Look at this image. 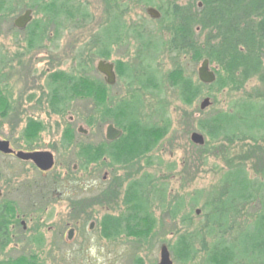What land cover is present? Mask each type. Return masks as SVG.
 Returning <instances> with one entry per match:
<instances>
[{
    "label": "rangeland",
    "instance_id": "374dc122",
    "mask_svg": "<svg viewBox=\"0 0 264 264\" xmlns=\"http://www.w3.org/2000/svg\"><path fill=\"white\" fill-rule=\"evenodd\" d=\"M47 1L11 0L5 5L0 1V91L9 100L8 110L0 115V134L15 149L24 150L23 139H28L30 125L38 124L40 132L34 135L32 144L36 150L49 151L54 156L53 168L40 173L31 163L0 155L3 198L16 204L27 227L23 230L12 225L8 217L4 225L0 208V240L7 234L5 245L0 247V262L25 258L28 264H159L160 246L165 244L173 264H201L204 247L212 242L205 205L223 197L225 185L221 181L229 164L249 162L244 153L250 141H223L221 145L211 141L207 149H202L190 140V135L197 131L210 141L198 128L199 121L220 110H231L239 100L258 99L264 93V84L256 77L239 86L228 82L222 88L206 84L191 105L184 104L166 73L179 67L183 76L196 81L203 58L191 60L189 52L167 47L165 42L176 22L169 0H68L71 10L77 5L79 10L51 22L41 11ZM149 7L156 9L159 16L151 17ZM25 9L32 10V20L25 29H16L14 17ZM35 22L44 25L31 42ZM197 38L202 42L204 34ZM156 42H162V46L159 52H152L150 46ZM101 52L107 53V59L98 56ZM99 60L113 63L116 74L115 83L105 91L107 101L115 104L138 93L142 101L139 119L158 126L165 121L169 124L168 133L159 139L156 148L130 163L112 165L105 158L89 165L82 162L76 152L85 146L96 148L106 140L105 128L112 121L98 120L93 100L74 99L60 113L54 111L47 96L49 75L53 73L86 75L105 82L96 69ZM146 63L162 80L160 93L143 92L137 86L136 81L147 74ZM126 66L133 82H126ZM209 67L216 79L223 76L215 63L209 62ZM176 77L178 72L173 78ZM204 97H209L210 104L201 110L199 104ZM66 127L73 128L74 133L69 144L63 142ZM79 127L87 132H78ZM255 148L264 162V143ZM259 166L256 163L254 167ZM253 173L249 169V176L257 178ZM146 175L149 183H145L144 197L155 219L153 229L147 234L130 231L110 236L104 231L101 217L105 220L111 214H126L123 192L127 181H146ZM118 182L120 194H112L113 201L98 205L100 190L104 193ZM194 197L198 198L197 206L191 209ZM29 200L35 206L29 205ZM179 201L183 206L173 218L170 211ZM254 211L245 206L237 216H231L225 239L241 237L245 231L242 225L253 219ZM184 216L188 217L185 221ZM91 222L94 226L89 229ZM71 228L74 233L68 240ZM184 233L192 235L195 251L185 263L171 248Z\"/></svg>",
    "mask_w": 264,
    "mask_h": 264
},
{
    "label": "trees",
    "instance_id": "16d2710c",
    "mask_svg": "<svg viewBox=\"0 0 264 264\" xmlns=\"http://www.w3.org/2000/svg\"><path fill=\"white\" fill-rule=\"evenodd\" d=\"M169 4L176 22L165 43L175 52H189L191 60L207 58L209 62L215 63L223 76L209 86L215 84L222 88L224 82L239 86L254 77L264 84V0H188L187 3L169 0ZM77 7L71 10L68 0H49L43 3L41 11L51 22L52 19L68 16L71 11L77 12ZM43 25L42 22H35L30 35L31 42L42 32ZM202 33L204 40L199 42L197 37ZM161 46L162 42L152 43L150 49L152 52H159ZM98 56L102 59L108 57L106 52H101ZM124 68L126 82H133L129 68ZM173 71L176 72L172 73ZM173 71L166 73L167 81L176 89L178 99L191 105L206 84L183 76L179 67ZM177 72L178 77L173 78ZM146 73L136 81L138 88L143 92L160 93L162 80L155 77L156 70L149 63H146ZM48 80L47 96L54 111L63 113L65 106L74 99L93 100V111L98 113V120H110L122 130L121 136L115 140H104L96 148L85 146L76 152L77 157L86 165L102 158L109 159L112 165L130 163L134 158L151 153L159 139L169 131L168 121L158 126L139 119L138 110L142 101L138 93L111 104L106 100L108 85L102 80L63 72L49 75ZM0 115H3L2 111ZM39 128L38 124L30 125L28 130L31 132L27 134L29 145L32 144L34 135L40 132ZM198 128L210 139L200 147L202 149H207L211 141L219 145L223 141L230 144L235 141H250L244 153L245 160L249 162L229 164L221 181L225 185L223 197L205 205V209L209 210L207 232L211 235L212 242L204 247L205 255L201 264H264V162L255 148L264 143V93L255 100H239L231 110H220L211 117L200 120ZM73 138V128L66 127L63 142L69 144ZM256 163L260 164L259 169L254 167ZM249 169L255 171L253 174L257 178L249 176ZM120 183L110 186L103 193L104 202L113 201L112 194H120ZM145 183H149L147 175L146 181H127L123 200L128 211L124 215H111L103 220L102 225L107 234L114 237L130 231L140 234L151 232L155 219L144 197ZM197 201L196 197L192 199L191 209L197 206ZM182 206V201L173 206L170 211L173 218L181 211ZM245 206L254 208L253 219L243 223L245 231L241 237L225 239L231 216H237ZM186 218L188 217L184 216L182 220L185 221ZM252 222L254 227H250ZM191 236L180 234L175 245L171 246L183 263L191 260L195 254ZM27 262L25 258H20L0 264H28Z\"/></svg>",
    "mask_w": 264,
    "mask_h": 264
},
{
    "label": "water",
    "instance_id": "95a60500",
    "mask_svg": "<svg viewBox=\"0 0 264 264\" xmlns=\"http://www.w3.org/2000/svg\"><path fill=\"white\" fill-rule=\"evenodd\" d=\"M200 5V4H199ZM147 12L151 17H158L159 13L156 9L149 7L147 8ZM31 10L26 9L23 14L18 16L17 19H15L14 24L19 27L23 28L26 26V24L31 20ZM96 68L98 72L103 74L105 81L108 85H112L115 82V73L113 69V64L111 62H107L105 60H99L97 62ZM197 76L200 82L204 84H210L215 81L216 75L213 70L209 67V60L207 58L203 59L201 61L200 66L197 70ZM210 104L209 97H204L202 101L199 104L200 109H204ZM79 131L82 133H86L87 130L83 129L82 127H79ZM121 135V130L117 129L113 126V124H108L105 129V137L107 140H115ZM190 140L199 145L202 146L205 143L204 136L197 132L193 131L190 135ZM0 151L4 153L12 152V150L9 148L7 141H0ZM16 156L22 160H30L32 161L40 170L47 171L52 168L54 164V158L51 152L49 151H33V152H24V151H18L16 153ZM198 213V210L196 211ZM93 223L90 224V228H92ZM72 230L68 233V238H71ZM159 264H173L170 253L168 250V247L165 244H162L160 246V259Z\"/></svg>",
    "mask_w": 264,
    "mask_h": 264
},
{
    "label": "flooded vegetation",
    "instance_id": "af4514ba",
    "mask_svg": "<svg viewBox=\"0 0 264 264\" xmlns=\"http://www.w3.org/2000/svg\"><path fill=\"white\" fill-rule=\"evenodd\" d=\"M0 1H2V4H4L5 5V3L8 1V2H10L11 0H0ZM26 10V9H25ZM18 16H20V15H18ZM18 16H16V17H14V20H13V26L16 28V29H25L28 25H29V23L31 22V20L26 24V26L25 27H23V28H19V27H17L15 24H14V21H15V19H17L18 18ZM115 72V71H114ZM115 76H116V74H115ZM8 97L6 96V95H2V91H0V106H2L3 108L2 109H0V112L2 111L3 112V110H5L6 108H7V110H8V108H9V106H7V104H8ZM78 132H80L79 131V128H78V130H77ZM121 136V135H120ZM119 136V137H120ZM118 137V138H119ZM25 142H26V144L24 145V150H22V149H15L14 147H13V145L10 143V141L9 140H7L6 138H4L1 134H0V141H7L8 142V145H9V148L12 150V152H9V153H4V152H2V151H0V155H4V156H10V157H13L14 159H16V160H18V161H21V162H27V163H31L40 173H45V172H47V171H49V170H47V171H43V170H40L32 161H30V160H22V159H20V158H18L17 156H16V153L18 152V151H24V152H33V151H37L36 150V148H34V146H33V144H31V145H29L28 144V142H30L28 139H23ZM28 141V142H27ZM53 155V154H52ZM53 158H54V156H53ZM53 166H54V164H53ZM53 166H52V168H53ZM103 178H105V175H104V177ZM0 179H1V175H0ZM98 195H101L100 196V199H99V202H98V205H103V204H106V203H104V201L102 200V195H103V193H102V189L100 190V192H99V194ZM44 199V197H41V199ZM33 201L32 200H29V205H31V204H33V206H35V203H32ZM0 204H1V211H2V214H3V217H2V221H3V223H4V225H5V222L6 221H8L7 220V217L9 218V220L11 221V224L12 225H18V227H21L23 230H26V220L24 219L25 217H23L22 215H20V214H18L17 213V208H16V204H14V203H10V202H7L6 200H5V198H3V190H2V188H1V186H0ZM12 205V206H11ZM13 205H15L14 207H13ZM11 214H13V215H11ZM111 215H119L118 213L117 214H111ZM103 220H104V218H103V216L101 217V220H100V222L101 223H103ZM91 223H93V222H91ZM90 223V224H91ZM93 226H94V223H93ZM93 226H92V228H93ZM92 228H90V225H89V229H92ZM70 230H72V233H71V238H72V234L74 233V229L73 228H71V229H69L68 230V233L70 232ZM5 231H6V229H5ZM68 233H67V239L68 240H70L71 238H68ZM7 234H6V232H5V237H7L6 236ZM3 238V240H0V247H2V246H4L5 245V243H6V238ZM39 243H41L40 242V240H39Z\"/></svg>",
    "mask_w": 264,
    "mask_h": 264
}]
</instances>
